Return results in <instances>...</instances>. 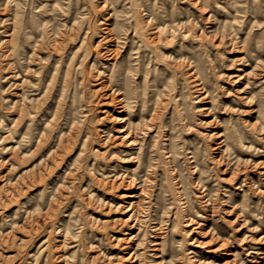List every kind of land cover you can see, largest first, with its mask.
<instances>
[{"label": "rangeland", "instance_id": "rangeland-1", "mask_svg": "<svg viewBox=\"0 0 264 264\" xmlns=\"http://www.w3.org/2000/svg\"><path fill=\"white\" fill-rule=\"evenodd\" d=\"M193 2L0 0V264H264V0Z\"/></svg>", "mask_w": 264, "mask_h": 264}, {"label": "bare ground", "instance_id": "bare-ground-1", "mask_svg": "<svg viewBox=\"0 0 264 264\" xmlns=\"http://www.w3.org/2000/svg\"><path fill=\"white\" fill-rule=\"evenodd\" d=\"M194 2H195V0H193ZM193 2V3H194ZM197 2V1H196ZM195 2V3H196ZM198 3H199V1H198ZM200 3H201V1H200ZM199 3V4H200ZM201 5V4H200ZM204 5V4H203ZM202 6V5H201ZM200 7V6H199ZM141 8H142V6H141ZM201 8V7H200ZM202 8H203V6H202ZM205 8V7H204ZM148 13V12H147ZM155 18V17H154ZM147 20V19H146ZM152 21V20H151ZM154 21V20H153ZM165 21V20H164ZM261 23V22H260ZM160 26V25H159ZM156 27V26H155ZM174 30V29H173ZM137 32V31H136ZM138 35V34H137ZM142 35V34H141ZM140 36V35H139ZM142 37V36H141ZM144 38V37H143ZM145 40V39H144ZM147 44V43H146ZM148 45H150V44H148ZM150 50V49H149ZM146 68V67H145ZM146 71H147V68H146ZM192 72H194V70L192 71ZM136 73V72H135ZM145 73V72H144ZM146 75H147V73H146ZM199 75V74H198ZM196 78V77H195ZM200 82V81H199ZM203 85V84H202ZM204 87V86H203ZM202 87V88H203ZM208 94V93H207ZM206 95V94H205ZM207 96V95H206ZM124 103V102H123ZM155 112V111H154ZM154 115V114H153ZM152 118H153V116H151ZM186 117V116H185ZM139 128V125L137 124L136 126L134 125V130H136V129H138ZM128 131V130H127ZM129 131H130V129H129ZM138 131V130H137ZM136 132V131H135ZM134 132V133H135ZM128 135V134H127ZM220 135H223V134H219L218 135V137L220 136ZM134 136H135V134H134ZM228 140V139H227ZM219 143H222V142H219ZM139 144V143H138ZM217 147V146H216ZM168 155H170V154H168ZM194 155V154H193ZM171 156V155H170ZM192 156V155H191ZM193 157V156H192ZM196 157V156H195ZM137 159V158H136ZM193 160V159H192ZM172 161V160H171ZM153 166V165H152ZM196 166V165H195ZM152 168V167H151ZM175 169V168H174ZM137 175V174H136ZM136 178V177H135Z\"/></svg>", "mask_w": 264, "mask_h": 264}]
</instances>
